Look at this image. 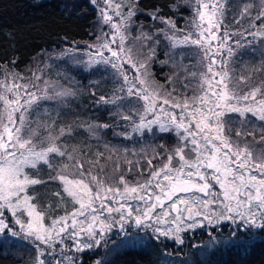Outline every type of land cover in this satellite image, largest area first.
I'll list each match as a JSON object with an SVG mask.
<instances>
[{"label": "snow or ice", "instance_id": "obj_1", "mask_svg": "<svg viewBox=\"0 0 264 264\" xmlns=\"http://www.w3.org/2000/svg\"><path fill=\"white\" fill-rule=\"evenodd\" d=\"M88 3L91 42L0 59V237L30 264L196 229L211 256L264 244V0Z\"/></svg>", "mask_w": 264, "mask_h": 264}, {"label": "trees", "instance_id": "obj_2", "mask_svg": "<svg viewBox=\"0 0 264 264\" xmlns=\"http://www.w3.org/2000/svg\"><path fill=\"white\" fill-rule=\"evenodd\" d=\"M0 0V59L15 53L20 57L19 69L24 70L26 64L36 53L53 52L67 45L68 41L92 40L93 23L96 20L94 8L88 0ZM145 4L159 3L163 5L168 0H143ZM168 13V9H163ZM148 20L147 17H141ZM42 57V55H41ZM245 60L250 57H245ZM112 143H121L111 134L105 137ZM123 143V142H122ZM164 143L171 146L175 138L168 136ZM133 234L144 233L141 230L129 228ZM195 233L186 232L183 245H176L172 240L155 241L146 247H119L109 244L97 248L93 253L84 254L87 264H93L95 259H102L110 264H264V244L246 253L232 252L224 255L211 256L202 245L209 239L202 229ZM202 235V236H201ZM202 237V238H201ZM118 245L122 237L112 234ZM199 239V240H198ZM0 244V264H28L31 250L24 241L15 238L4 239Z\"/></svg>", "mask_w": 264, "mask_h": 264}, {"label": "rangeland", "instance_id": "obj_3", "mask_svg": "<svg viewBox=\"0 0 264 264\" xmlns=\"http://www.w3.org/2000/svg\"><path fill=\"white\" fill-rule=\"evenodd\" d=\"M69 1V3L70 4H76L75 2H74V0H68ZM184 15L185 16H188L189 15V12H185L184 13ZM144 23H145V25H148V24H150L151 23V21H149V20H143L142 18H140ZM95 22H96V20H95ZM95 22L93 23V24H95ZM92 32H93V29H92ZM86 41H89V42H91V40H86ZM39 59H41V60H47V57L46 56H43L42 55V57H39ZM51 65H52V67L50 68V69H48V73H49V76H50V78L51 79H53V80H55L57 77H56V73L60 70L59 68H57V66H56V64L58 63V62H55V61H48ZM78 79H79V77H78ZM50 103H52V102H50ZM116 140H119V139H116ZM114 144H118V142H115ZM123 146H126V147H139V145H137V144H134L133 142H131V141H123ZM154 163H155V161H154ZM6 215H7V213H6ZM129 228H131V229H133V230H136L134 227H132V226H129ZM138 230V229H137ZM116 231H118V230H114V232H113V234H116ZM202 231H204V234H207L208 235V233L205 231V230H203L202 229ZM191 233H195V232H193V231H191ZM183 235V239L184 240H187L186 239V232L185 233H183L182 234ZM202 236V235H201ZM202 238V237H201ZM199 240V239H198ZM175 244L176 245H178L179 243H177V242H175ZM179 245H181V244H179ZM29 246V245H28ZM29 248H30V250H31V253H28L29 254V263L28 264H30V260H31V257H32V255L34 254L33 253V250H32V248L29 246ZM96 250V249H95ZM95 252V251H94ZM91 253H93V252H91Z\"/></svg>", "mask_w": 264, "mask_h": 264}]
</instances>
